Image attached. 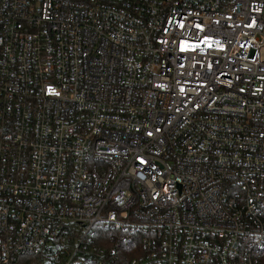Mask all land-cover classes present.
<instances>
[{"label": "built area", "instance_id": "1", "mask_svg": "<svg viewBox=\"0 0 264 264\" xmlns=\"http://www.w3.org/2000/svg\"><path fill=\"white\" fill-rule=\"evenodd\" d=\"M0 264H264V0H0Z\"/></svg>", "mask_w": 264, "mask_h": 264}]
</instances>
